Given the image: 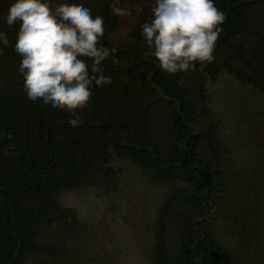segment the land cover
Segmentation results:
<instances>
[{
  "label": "trees",
  "instance_id": "16d2710c",
  "mask_svg": "<svg viewBox=\"0 0 264 264\" xmlns=\"http://www.w3.org/2000/svg\"><path fill=\"white\" fill-rule=\"evenodd\" d=\"M12 2L0 0V32L9 40L7 47L0 44V133L12 134L11 140L0 137V264H25V257L44 250L35 227L67 218L60 192L91 181L95 172L111 175L115 157L133 160L155 180L178 183L158 210L155 264H238L206 216L227 179L206 81L228 72L264 93V0H214L227 17L214 61L175 75L161 69L141 27L124 47L108 40L117 22L110 8L115 0H48L53 8L80 3L102 16L101 43L117 49L118 64L111 57L103 62L112 83L93 84L78 126L68 123L67 111L27 99L14 48L19 22L9 27L5 21Z\"/></svg>",
  "mask_w": 264,
  "mask_h": 264
},
{
  "label": "rangeland",
  "instance_id": "374dc122",
  "mask_svg": "<svg viewBox=\"0 0 264 264\" xmlns=\"http://www.w3.org/2000/svg\"><path fill=\"white\" fill-rule=\"evenodd\" d=\"M154 6L153 0H119L117 7L131 15H116L108 40L122 47L134 40L137 28L153 19ZM206 90L210 119L218 120L226 149L227 177L216 192V208L206 216L238 264H264V93L228 72L207 80ZM110 165L111 175L95 172L91 181L60 192L68 216L36 225V241L44 250L25 257V264H155L158 210L178 183L155 180L130 159L115 157Z\"/></svg>",
  "mask_w": 264,
  "mask_h": 264
},
{
  "label": "clouds",
  "instance_id": "9594fccd",
  "mask_svg": "<svg viewBox=\"0 0 264 264\" xmlns=\"http://www.w3.org/2000/svg\"><path fill=\"white\" fill-rule=\"evenodd\" d=\"M118 3L110 4L115 15H131ZM151 11L153 19L141 25L142 35L163 71L175 75L214 61L222 32L219 25L227 20L214 0H155ZM5 21L9 27L19 22L14 48L21 57L18 72L27 99L67 111L72 117L68 123L78 126L80 111L89 107L94 95L93 84L112 83L111 76L104 75L103 62L111 57L113 64L119 63L117 49L101 43L104 18L93 17L91 9L80 3H58L53 8L48 0H13ZM0 44L9 45L4 32ZM0 137L11 140L12 134L0 133Z\"/></svg>",
  "mask_w": 264,
  "mask_h": 264
}]
</instances>
